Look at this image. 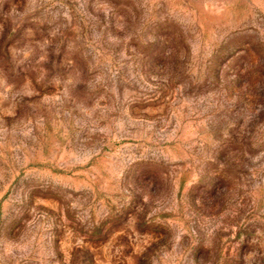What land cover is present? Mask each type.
<instances>
[{
  "label": "rangeland",
  "instance_id": "obj_1",
  "mask_svg": "<svg viewBox=\"0 0 264 264\" xmlns=\"http://www.w3.org/2000/svg\"><path fill=\"white\" fill-rule=\"evenodd\" d=\"M0 264H264V0H0Z\"/></svg>",
  "mask_w": 264,
  "mask_h": 264
}]
</instances>
